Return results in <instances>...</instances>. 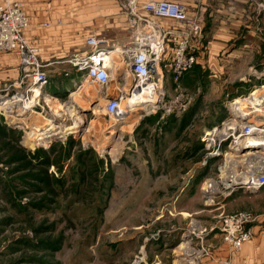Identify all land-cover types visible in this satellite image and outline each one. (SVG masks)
<instances>
[{
    "label": "rangeland",
    "instance_id": "rangeland-1",
    "mask_svg": "<svg viewBox=\"0 0 264 264\" xmlns=\"http://www.w3.org/2000/svg\"><path fill=\"white\" fill-rule=\"evenodd\" d=\"M45 21L51 26L41 27L43 32L58 36L62 18ZM67 34L45 47L35 44L40 58L70 55ZM255 34L258 41H249L250 49H236L229 62L222 56L229 49H222L214 63L205 57L177 82L169 73L165 98L177 100L178 107L163 118L135 110L115 123L105 115L107 102L125 96L131 79L102 89L88 85L71 105L77 104L78 112H93L65 111L69 124L80 122L81 127L50 149L20 146L19 133L0 117V264H200L207 258V238L218 233L211 230L217 218L244 211L223 206L232 196L245 195L242 188L232 189L229 177L238 181L239 172L255 165L229 158V141L247 130L222 124L239 120L264 127V94L260 106L249 107L245 117H232L225 108L264 84V35ZM252 43L257 47L251 48ZM53 66L49 81L59 85L54 74L70 68ZM59 108L55 104L45 111ZM214 126L216 133L203 141ZM107 141L115 144L103 150Z\"/></svg>",
    "mask_w": 264,
    "mask_h": 264
},
{
    "label": "built area",
    "instance_id": "built-area-1",
    "mask_svg": "<svg viewBox=\"0 0 264 264\" xmlns=\"http://www.w3.org/2000/svg\"><path fill=\"white\" fill-rule=\"evenodd\" d=\"M116 1L121 14L127 18L130 32L128 42L119 45L99 38L95 34H90L85 38V49L74 53L61 63L67 65L79 78H83L82 81L88 80L90 85L101 89L106 88L115 80L124 83L128 79L134 81L133 86L129 87L131 92L141 85H152L155 91L153 101H146L142 105H133L130 112L140 110L145 117L155 113H160L162 118L168 116L174 111L176 112L178 107L177 100L171 103L167 102L165 98L164 81L167 79L168 73L171 74L172 80L177 82L185 72L198 63V52L203 51L196 52L192 46L193 41L196 43L202 38L203 28L198 21V16H190L188 7L178 1ZM249 1L255 4L258 11L264 10V4L258 3L256 0ZM159 19L181 24L183 32L180 35H174V40H172L171 37L177 28L162 25L159 23ZM54 24L59 26L61 20L57 19ZM50 26L51 24L47 21L41 24L43 28ZM29 27L30 18L23 2L0 0V54H11L18 62L19 68L18 77L0 87V117L9 130L19 133L18 144L20 146L32 150H46L54 145H63L67 137L74 135L78 128L64 131L63 136L55 138L52 136L54 132H48L42 124L33 122L35 118L32 117L33 113L39 112L44 118L65 129L73 123L69 124L64 112L73 110V107L78 105L73 102L72 106L71 101L73 100L69 99L56 97L47 100L44 98L49 95L46 90L49 84L46 67L53 62H44L40 58L38 47L27 41L25 32ZM113 53L116 54L115 58L112 57ZM111 64L115 67L114 70H112ZM69 75L66 70L63 71L65 78ZM124 94L126 96L127 92ZM125 96H120L117 102H107L103 111L112 121L117 116L119 101ZM102 97L106 98L107 96ZM55 104H58V108H60L56 109L54 113L45 111V109L51 110L50 106ZM90 112L92 113L93 110ZM121 117L117 123L124 121L127 115ZM241 124L244 122L240 121L239 125ZM253 126L255 127V125ZM262 129L264 127H258L257 131L260 132ZM31 135L38 138L31 139ZM27 140L32 143V147L25 144ZM234 141H229L230 145L227 146L231 152H235ZM261 158L262 156L259 157L258 162ZM244 170L239 174L246 175L245 181L239 185H233L232 189L242 188L244 193L255 195L264 186V167H261L258 172L255 170L253 172L250 169L251 173L247 174L248 169ZM253 221V215L245 211L226 213L217 218L211 230L215 229L220 234L228 250L238 252L245 243L252 239L249 225ZM201 253L206 256L208 251L201 248ZM225 264H229V261L227 260Z\"/></svg>",
    "mask_w": 264,
    "mask_h": 264
},
{
    "label": "crops",
    "instance_id": "crops-1",
    "mask_svg": "<svg viewBox=\"0 0 264 264\" xmlns=\"http://www.w3.org/2000/svg\"><path fill=\"white\" fill-rule=\"evenodd\" d=\"M24 3L26 10L30 11V27L25 32V37L33 44L45 47L53 41L57 42L58 37H68L70 34L72 53L58 58L54 61L43 60L44 62H53L46 67L49 79L53 65H65L61 63L74 53L85 49V38L90 34H95L99 38L108 40L115 44L123 45L129 40V28L127 18L121 14L119 4L116 0H13ZM145 2L148 0H139ZM157 1V0H156ZM184 3L189 10L190 16H198V21L202 25V38L198 42H192L193 49L198 52V65L203 64L205 57L209 63H214L218 57L219 50L229 49L223 53L224 60L229 62L233 58L236 49H250V42H257L258 36L255 33L264 35V11H258L254 3L249 0H172ZM264 4V0H256ZM62 18L63 27L58 29L60 34H50L43 32L41 23L48 17ZM159 23L165 26L176 27L174 35H180L183 30L181 24L159 19ZM257 37H256V36ZM260 36V35H259ZM256 44V43H255ZM39 46V47H40ZM257 45L252 43L251 48ZM233 50V51H231ZM9 55L0 56V87L6 82L15 80L19 75L18 63L8 58ZM54 56H52V59ZM11 59H13L11 57ZM60 59V60H59ZM16 65V67H14ZM52 66V67H51ZM63 71L54 74L58 78L59 85L49 81L46 90L49 94L62 96L73 86L75 81L80 80L79 76L72 70H66L70 78L63 76ZM169 74V73H168ZM71 79V82L70 80ZM67 82L70 83V85ZM64 90V91H62ZM230 103V102H229ZM232 116L235 114L225 107ZM230 111V112H229ZM232 112V113H231ZM149 121V119H147ZM226 121V120H225ZM146 127V126H145ZM264 146V145H263ZM261 152V151H260ZM264 157V156H263ZM261 158L263 160L264 158ZM260 160V161H261ZM258 162V159L254 160ZM262 165V162L258 163ZM258 164L256 166H258ZM243 192V191H242ZM244 193V192H243ZM242 194V193H240ZM238 196V197H236ZM226 201L223 206L228 209H239L250 211L254 216V221L249 225L252 232V239L245 243L241 250L232 252L223 244L219 233L209 234L208 244L211 246L210 255L200 261V264H264V186L255 195L244 196L236 195ZM242 205H246L244 208Z\"/></svg>",
    "mask_w": 264,
    "mask_h": 264
},
{
    "label": "bare ground",
    "instance_id": "bare-ground-1",
    "mask_svg": "<svg viewBox=\"0 0 264 264\" xmlns=\"http://www.w3.org/2000/svg\"><path fill=\"white\" fill-rule=\"evenodd\" d=\"M115 55L116 54L113 53L112 57H114ZM111 65H112V70H114L115 67H113V64H111ZM82 80H83V78H81L78 81H75L73 83V86L67 91V93L63 94L62 96H59L57 94H54V95L49 94V95H46L44 98L47 100H50V99H54L56 97L57 98H61V97L63 98L64 96H66V98L69 100H75L76 98L80 97L82 92L86 89V87H88V85H90L88 80H86V81H82ZM126 92H127V95L118 103L119 107H118V111H117V116L114 118L115 123H117V121H119L122 118L121 116L130 114V110H132L133 105H136V104L142 105L146 101H150V100L153 101V99L155 98V91H154L152 85H147V86L141 85L140 87H137L136 89H134L132 92L130 90L128 91V89ZM247 94H249L248 98H244V97L236 98V99L232 100L228 105V108L230 110H232V112H234L235 114H238L239 117H245L247 110H249V107H254L257 109L260 106L259 100L264 94V84L259 85V87H254V88L250 89ZM73 105H74V103L72 104V106ZM97 107H99L98 104H96L93 107L94 110ZM73 108H74L73 111H77V114H80V116H83V114H81V112H83V110H85V109L80 108L79 112H78L77 109L79 108V106H77V107L74 106ZM64 114L66 115L65 112H64ZM32 117L33 118L35 117L33 119L34 123L42 124L43 127H45L48 132H54L52 136H54L55 138L57 136H60V135L63 136L64 131L67 132V130H72V129H74L76 127L78 128L80 126L79 125L80 122H74L72 125H70L64 129L63 127L59 126V124H56L55 122L44 118V116L42 114H40L39 112H34ZM235 124H236V126H238V124H240V121L235 120V123H231V121L226 120L223 122L222 125L224 128H230L232 125H235ZM241 126H242V128H246V130H248V133H246L245 135H243L240 138L235 139V141H234V146H236L234 148L235 152L229 154V158H231L233 160H239L240 162H243L246 160H249V161L252 160L253 163L256 164L257 162L254 160H256V158L259 159L260 156L263 157L264 151L260 150L261 151L260 152V151L255 150L252 152L241 154L239 152V149L245 145H254V146L264 147L263 146L264 145V129H262V130H260V132H258L257 131L258 128L257 127L255 128L253 125H249V124L245 125V123H244V124H241ZM217 130L218 129H216L215 126H214V128L209 129V131H207L205 133L206 136L203 139V141H205V140L210 141L211 135L215 134ZM256 132H258V133H256ZM113 135L114 134H111V138H110L111 142H112ZM225 135L226 134L224 133V137H225ZM30 138L36 140L38 137L31 135ZM116 139H118V138H116ZM111 142L107 141V143L103 145V150L106 148L112 147V145L115 144V143H111ZM25 144H29L30 146H32V144L29 142V140L25 141ZM260 162L261 161H259L258 163H260ZM261 167H264V159H263L262 165L258 164V166L254 165L253 167H250L248 169V171H246V174L251 173V172H249V170L250 169L253 170L254 168H256L254 170L258 172L261 169ZM238 178L239 179L237 181L235 178L229 177V181H230V183H232V185H239L245 181L246 175H244L243 173H241V174L238 173ZM208 182L209 181H206L205 184H207ZM205 186L206 185H204V187ZM213 186H215V185H213ZM184 246H185V244L181 243L179 247L183 248ZM185 254L189 255L190 253L185 252Z\"/></svg>",
    "mask_w": 264,
    "mask_h": 264
},
{
    "label": "water",
    "instance_id": "water-1",
    "mask_svg": "<svg viewBox=\"0 0 264 264\" xmlns=\"http://www.w3.org/2000/svg\"><path fill=\"white\" fill-rule=\"evenodd\" d=\"M83 112L84 113H89L90 112V110H87V109H85V110H83ZM81 127V126H80ZM82 127H83V125H82ZM264 151V147H259V146H254V145H245V146H242L241 148H240V153L242 154V153H248V152H252V151Z\"/></svg>",
    "mask_w": 264,
    "mask_h": 264
},
{
    "label": "trees",
    "instance_id": "trees-1",
    "mask_svg": "<svg viewBox=\"0 0 264 264\" xmlns=\"http://www.w3.org/2000/svg\"><path fill=\"white\" fill-rule=\"evenodd\" d=\"M52 150V149H51Z\"/></svg>",
    "mask_w": 264,
    "mask_h": 264
}]
</instances>
